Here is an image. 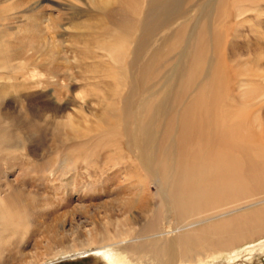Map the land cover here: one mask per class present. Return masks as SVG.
<instances>
[{"label": "bare ground", "instance_id": "6f19581e", "mask_svg": "<svg viewBox=\"0 0 264 264\" xmlns=\"http://www.w3.org/2000/svg\"><path fill=\"white\" fill-rule=\"evenodd\" d=\"M66 1L76 5L77 0ZM45 2L33 0L29 9L17 10L26 5L25 0H0V21L16 23L24 12L32 11L23 18V25L13 26L14 40L7 38L0 25V66H11L7 70L13 73L20 66L32 65L33 77L45 75L32 93H24L29 88L26 81L0 83V106L11 96L10 91L14 102L22 105L23 100L29 101L25 116L0 110V264H9L13 257L6 252L13 233L26 229L31 215H36V225H40V215L50 205L49 201L30 202L26 197L29 193L11 174L24 165L15 157L3 167V152L18 147L20 133L31 141L49 128L56 137L58 155L77 144L97 140L86 137L94 129L92 125L82 129L70 115L66 121L57 118L65 109L66 99L61 94L69 90L73 75L59 62V44L46 36L53 23L43 12ZM131 2L86 0V11L96 20L97 41L101 43L106 37L110 41L106 47L96 44L103 53H109L116 70H121L106 65L104 54L95 51V61L83 66L90 74L83 77L97 79V84L107 78L118 81L127 77L129 71L119 65L126 53L121 41L130 38L132 74L126 83L130 90L121 96V105L108 102L111 97L106 94L94 93L100 108L94 127L102 128L100 134L116 137L120 122H124L123 143L156 185L154 195L159 202L153 212L151 202L145 199L140 206L142 216L127 215L117 220L113 235L91 228L83 238L74 236L65 242L67 228L62 227L63 233L53 228L45 242L47 250L23 264H41L49 257L72 251L100 254L106 264H232L243 253L250 259L255 252H264V145L251 108V104L264 102V49L261 45L253 56L243 58L235 42L243 21L232 28L231 24L225 26L230 17L238 18L247 11L258 17L264 0H231L234 13L227 10L229 0ZM246 4L249 7L245 9L242 5ZM263 23L264 19L257 22ZM228 34L232 39L226 47ZM36 56L41 64L33 62ZM9 72L7 76L0 73V81L13 79ZM107 143L104 147L121 152L119 141ZM59 161L61 171L71 164L65 157ZM33 164L27 168L49 169L45 162ZM23 180L25 185L27 178ZM34 194L38 201L45 200ZM15 246L20 245L17 242ZM19 252L23 255L24 249Z\"/></svg>", "mask_w": 264, "mask_h": 264}, {"label": "rangeland", "instance_id": "374dc122", "mask_svg": "<svg viewBox=\"0 0 264 264\" xmlns=\"http://www.w3.org/2000/svg\"><path fill=\"white\" fill-rule=\"evenodd\" d=\"M25 1L26 5L18 6L17 10L29 9V5L33 0H30V2L29 0ZM45 1V10L43 12L50 17L49 23H53V27L46 32V36L50 41L54 40L59 44V54L62 57L59 59V62L63 68L68 67L73 75L69 90H65L61 94L62 99H66L65 109L61 111L57 118L60 121H66L70 115V117L73 118L82 129H86L88 125H92L90 127L94 129H91V132L88 131L86 137H94L97 140L94 141L89 139V141L91 140V142H88L89 145L85 142L86 145L77 144L78 146L75 145L73 148H68V150L63 152V155L65 154L66 156H63L62 154L58 155L56 152L57 140L52 134V130L49 128L42 133L36 135L33 134L34 136L31 141H27L24 134L20 133L18 147L3 152L5 158L3 161V167L8 166V159H15V157H17L16 159L18 162L24 165L23 168H16L15 173L13 171L11 174L18 178V184L20 183L19 185L26 189L27 194L29 193L26 197L30 202L33 204L40 202L43 203L45 201L50 202V209L45 208L41 213L42 216L40 215V225H36V215H31L29 216V220L31 221L30 225H28L26 229H17L13 233V236H11L10 241L7 243L8 250H6L8 254H12L13 256L11 260H9V264H23L25 261L35 258L34 256H37V254H42L47 250L45 242L50 236L49 231L53 228L61 230L62 233L65 231L62 227L64 226L67 228V234L64 236V239H67L65 242L70 241L74 236L83 238L87 234L88 229L91 228L105 230L113 235V232L116 230L115 226L117 220H121L127 215L142 216L140 206L145 199L151 202L150 208L153 209V212L156 208V204L159 202L158 196H156V194L154 195V193H156V185L150 177L148 178L146 171L141 168L139 161L134 158L135 155L133 154L132 156V153H129L123 143L124 132L121 131V128H124V122H120V132L116 137L115 134L111 133L107 135L100 134L103 133L102 128L98 130L94 127L96 121L95 114L100 111L99 104L97 103L98 100L94 97V93H101L100 95L106 94L111 97L108 102L114 101L121 105V96L125 95L127 91L130 90L129 86L126 84L127 80L130 78L129 75L131 76L132 74V67L129 64V60L131 59L129 57L132 55V53H130V38L128 40L124 38L121 41V44L125 47L126 53L123 54L121 65H119L123 68L125 66L124 69L126 72L129 71L127 72V77L119 79L118 81H112L110 78H107L105 81L100 80L101 82L97 84V79H86L83 77L89 73L86 72L83 67L85 66L84 64L93 63L95 58L92 56L96 52H99L98 54L101 55L104 54L103 59L106 65H112L115 71H120L121 68L118 67L116 70L112 59L108 55L109 53H103L104 50L98 47V45L106 47L105 43L109 44L110 41L108 37L103 39L101 43L97 41L95 36V26H93L95 25L96 20L87 13L86 10L89 5L86 3V0H84L85 3L79 1L80 4H78L77 0L75 2L76 5H72L66 0ZM124 1H127V3L129 2L130 4L132 3L131 0ZM19 2L21 3V1ZM242 6H244L243 8L245 9L246 7H249L247 4ZM227 10L231 13L235 12V7L231 3V0L227 2ZM24 13L23 18H25V15L28 16V14L32 13V11H26ZM20 14H22V12ZM263 15L264 10L261 11L258 17L255 16L253 11H247L238 18H234L233 16L227 20V24L225 25L226 28H229V24H231L232 28L234 24L243 21L242 25L238 28L241 35L236 37L235 40L236 45L239 48L238 53H241L243 58L253 56V53L259 49L261 45H263L264 49V23L263 25L257 24L259 19H264ZM23 18L18 21L15 20V22L17 21L16 23H12V20L0 21V25L3 28V31H5L7 38L14 40L16 37V28H13V26L23 25L26 22ZM244 18L248 19L243 20ZM103 23L104 25H107L105 20ZM93 33L94 35H92ZM229 33H232L231 29L229 30ZM226 39V47H228L232 37L228 34ZM224 53L226 57L229 56L227 48ZM18 54L22 56V53H14V55ZM34 60L36 63L41 64V58L39 56L34 57L33 62ZM17 61H19V59L11 61V64L17 63ZM31 66H20L13 73L7 70L8 68H11V66H0V73L2 75L7 76L8 72L13 75V79L10 80L5 77L6 79H2L0 83L13 80L19 82L26 81V86H29V88L24 90V93H32L38 89L39 83L37 81L40 78H44L45 75L41 74L33 77L35 71H33ZM82 73H84V75H82ZM261 84H264V81L261 82ZM120 92H123V94ZM10 95H13L12 91H10ZM11 96L1 104L0 110L2 113L7 114L14 110L25 116L27 113V107H29V101L23 100L22 105H20L19 102L17 103L11 100ZM245 108H247V106ZM251 108L255 115H257L255 117L258 119L257 124H259V126L256 128V132L260 133V136L262 135L260 137L262 140L260 143L264 145V102L263 104H251ZM249 118L250 116L248 115L246 120ZM103 128H105V126ZM64 131L67 132L68 129L65 128ZM101 136L104 137L100 138ZM98 140H100L101 143ZM115 140L119 141L121 152H114L115 150L113 147H109V149L108 147L106 148V146L104 147V144H106L107 141L110 143V141ZM93 142H99L100 145L98 143L93 145ZM95 146L98 148L97 150L95 149ZM89 147H91V153L88 150ZM110 148H113V150ZM119 148L118 150H120ZM111 156L112 159H109ZM64 157L67 158L71 164L68 166V169L61 171L59 170V160H62ZM86 157L88 158L87 161L85 160ZM120 157H125L124 161L122 160V162H118L119 160L121 161ZM36 161L47 163L49 169L37 171L35 169L34 171L27 168L28 166L34 165L33 163ZM117 171L118 174L116 173ZM23 177L27 178V183L25 185L23 184ZM40 177L42 180H40ZM127 178H129V180ZM35 192L44 196L45 200L38 201L34 194ZM148 216H150V213H148ZM261 236L262 235L254 237L252 240ZM17 242L20 245L19 247L15 246ZM245 242L246 241H243L242 243ZM21 247L24 249L23 255L19 252V250L22 249ZM249 257L248 254L243 253L232 264H264V252H255L250 259ZM41 264H106V261L100 254L92 251L87 253H76L75 251H72L67 254H59L49 257Z\"/></svg>", "mask_w": 264, "mask_h": 264}]
</instances>
